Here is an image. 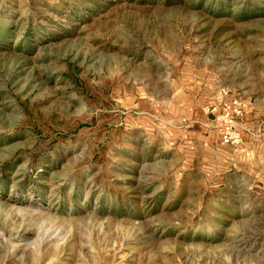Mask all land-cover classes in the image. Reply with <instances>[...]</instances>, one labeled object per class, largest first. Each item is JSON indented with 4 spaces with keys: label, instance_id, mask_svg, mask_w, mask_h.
Returning <instances> with one entry per match:
<instances>
[{
    "label": "rangeland",
    "instance_id": "rangeland-1",
    "mask_svg": "<svg viewBox=\"0 0 264 264\" xmlns=\"http://www.w3.org/2000/svg\"><path fill=\"white\" fill-rule=\"evenodd\" d=\"M0 264H264V0H0Z\"/></svg>",
    "mask_w": 264,
    "mask_h": 264
},
{
    "label": "built area",
    "instance_id": "built-area-1",
    "mask_svg": "<svg viewBox=\"0 0 264 264\" xmlns=\"http://www.w3.org/2000/svg\"><path fill=\"white\" fill-rule=\"evenodd\" d=\"M223 139L226 141V142H231L233 140H236L234 139V133L231 131V130H228L224 133V137Z\"/></svg>",
    "mask_w": 264,
    "mask_h": 264
}]
</instances>
